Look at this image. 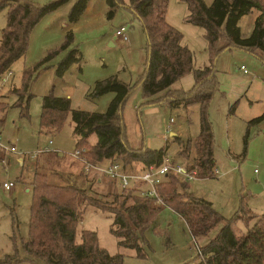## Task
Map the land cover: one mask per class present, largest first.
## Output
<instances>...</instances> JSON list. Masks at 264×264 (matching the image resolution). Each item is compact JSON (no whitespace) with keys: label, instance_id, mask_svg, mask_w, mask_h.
Masks as SVG:
<instances>
[{"label":"rangeland","instance_id":"rangeland-1","mask_svg":"<svg viewBox=\"0 0 264 264\" xmlns=\"http://www.w3.org/2000/svg\"><path fill=\"white\" fill-rule=\"evenodd\" d=\"M22 1L44 6L53 0ZM77 1L70 0L44 16L31 33L26 54L14 62L11 71L0 77V103L6 107L4 113L0 112V118H3L0 139L17 150V153L0 150V156L4 158V161L0 160V258L27 256L23 250V239L29 231L33 200L31 181L36 169L46 173L52 184H70L76 180L80 187L88 186L80 177L83 163L74 156L76 139L71 115L60 131L46 130L41 126L43 99L50 93L70 98L73 109L105 112L116 94L110 92L96 97L92 93L98 81L117 76L133 87L123 107L130 144L164 149L171 164L189 166L192 163L193 153L189 158L179 155L180 146L172 133L184 141L195 140L201 128V107L199 104L188 107L170 105L163 100L168 90L149 98L144 96L140 81L146 72L149 45L142 22L127 6H117L114 16L109 18L107 0H90L80 20L71 24L69 13ZM124 1L126 5L129 2ZM205 1L211 4L213 0ZM188 14L185 2L170 0L167 20L184 34L182 43L192 50L195 68L204 67L209 65L205 31L188 22L185 19ZM7 15V8L0 12V38L7 25ZM258 15L255 10L241 18L239 25L244 37L251 35ZM122 27L126 28V41L116 34ZM70 30L74 32L71 46L60 50L34 71L52 51L60 49ZM72 49H78L82 59L75 62L63 77H59L56 68ZM242 66L249 71L248 74L240 69ZM29 68L33 76L26 96L31 95V100L29 114L23 116L19 107L20 97L13 90L22 88L24 72ZM216 70L219 72L220 90L211 102L210 119L216 140L214 170L217 169L218 174L190 181V191L212 202L227 219L233 218L240 209L242 196L248 208L261 214L264 212V121L252 126L249 122L264 113V61L253 52L233 48L218 56ZM195 81L194 73H187L170 90L188 92ZM150 100H158V103L150 105ZM234 104L236 106L232 110ZM168 125L171 126L169 132L166 131ZM165 133L166 139L163 137ZM247 134L249 140L245 153ZM90 141L95 143L97 135H92ZM47 146H51V151L39 152ZM20 157L25 158L24 164L18 161ZM255 168L258 173L254 172ZM5 182H13L15 187L6 190L3 186ZM115 190L128 194V191L118 187ZM105 208V212L94 207L86 210L78 226L77 240L81 242L83 230L95 231L100 245L111 255L122 253L125 264L196 262L200 259L199 248L206 245L222 227V224L217 226L208 237L195 238L185 220L171 208L164 207L153 227L146 231L145 256L139 257L135 250L119 246L118 238L111 232L114 221L108 211L113 208L111 201H107ZM246 228L243 221L237 223L238 233ZM0 264L13 263L4 261ZM19 264L31 263L23 261ZM40 264L47 263L40 261Z\"/></svg>","mask_w":264,"mask_h":264},{"label":"trees","instance_id":"trees-1","mask_svg":"<svg viewBox=\"0 0 264 264\" xmlns=\"http://www.w3.org/2000/svg\"><path fill=\"white\" fill-rule=\"evenodd\" d=\"M69 1L53 0L44 6H37L22 0H0V12L8 9L7 25L0 38V77L11 71L14 62L26 54L31 33L40 20ZM107 1L110 7L109 18L114 16L117 6H127L142 22L146 31L149 58L146 72L140 81L144 96L149 98L168 90L163 100L172 106L200 105L201 128L197 138L184 141L175 136L174 140L179 143V155L189 158L193 153L192 163L187 167L197 168L198 178L214 177L216 140L210 119V105L220 90L216 59L227 50L240 48L255 53L264 61V0H213L211 4L205 0H180L189 9L185 19L205 31L210 64L200 68H195L192 50L182 43L183 33L167 20L170 0H129L127 5L124 0ZM89 2L78 0L73 5L69 13L71 24L80 20ZM255 10L259 15L254 29L250 36L244 37L239 22ZM73 41L74 32L70 30L60 49L52 51L34 71L60 50H67ZM81 59L79 50L72 49L56 68L57 75L63 77ZM190 72L194 73L196 80L191 90H170L177 80ZM32 76L30 68L25 70L22 88L13 90L20 97L19 107L23 116L29 114L31 95H26ZM132 90L131 85L117 76L98 81L93 96L110 92L116 94L105 112L73 109L70 98L50 93L43 99L41 126L46 130L60 131L71 115L76 139L75 151H81L82 158L93 165L104 161H119L130 170L159 166L164 161L166 150L152 149L145 144L135 148L129 142L123 107ZM156 103L158 100L148 101L150 105ZM235 106L231 109L234 110ZM3 109L6 107L0 103V112H4ZM262 121L264 113L252 119L249 125H258ZM2 123L3 118H0ZM94 134L97 135V141L92 143L90 138ZM248 137L249 134L245 138V153ZM82 174L80 176L88 185L83 188L76 180L70 184H52L46 173L36 169L31 181L33 200L29 231L23 239V250L27 256H8L0 258V262L125 264L122 253L111 255L100 245L95 231L83 230L81 242L77 240L78 226L86 210L94 207L105 212L107 201H111L113 208L108 210L114 217L111 232L118 238L120 247L135 250L139 257L145 256L146 231L153 227L162 208L169 207L185 220L195 238L208 237L222 224L218 233L199 248L200 259L184 264H264V212L259 214L248 208L244 196L238 212L233 218L227 219L212 202L195 196L190 191L189 182L174 174L166 175L158 186L162 203L154 197L141 195L140 186L130 188L128 194H120L118 190L114 192L115 188H120L117 182L106 177L100 178L93 170L85 173L83 168ZM239 221H243L247 227L241 233L236 229Z\"/></svg>","mask_w":264,"mask_h":264},{"label":"built area","instance_id":"built-area-1","mask_svg":"<svg viewBox=\"0 0 264 264\" xmlns=\"http://www.w3.org/2000/svg\"><path fill=\"white\" fill-rule=\"evenodd\" d=\"M125 27L118 29L116 34L126 41L128 40L127 35L125 34ZM245 74H248L249 71L242 66L240 68ZM174 119L171 120V123ZM171 126L168 125L166 131L169 132ZM167 135H165L166 138ZM52 141H50V145H52ZM51 146H47L43 150L39 151L40 153H45L51 151ZM0 150L7 152L17 153V150L13 146L6 145L0 139ZM75 158L80 160L84 165V172L89 173L92 170L97 172V175L100 178H109L119 185V187L123 191H127L132 187H141L140 190L141 195L150 196L156 198V200L162 203V199L160 198L158 192V186L163 182L164 177L168 174H174L179 176L183 181L190 182L196 178H198V170L189 169L186 164H171L168 157L165 156L164 161L161 165H150L142 168H138L135 170L127 169L121 162L113 161L108 164H96L93 165L82 158L81 151L77 150L74 153ZM25 158L20 157L18 161L20 163H24ZM4 161V160H3ZM215 174H218V170H214ZM15 184L13 182H5L3 184L6 190H10ZM200 251V249H199Z\"/></svg>","mask_w":264,"mask_h":264},{"label":"crops","instance_id":"crops-1","mask_svg":"<svg viewBox=\"0 0 264 264\" xmlns=\"http://www.w3.org/2000/svg\"><path fill=\"white\" fill-rule=\"evenodd\" d=\"M183 35H184V34H183ZM209 59H210V57H209ZM209 64H210V60H209ZM218 73H219V72H218ZM4 80L7 82V77H6V76H4ZM236 103H237V101H236ZM4 112H5V111H4ZM4 112H2V113H4ZM165 135H166V133H165L164 136H163L164 138H165ZM166 137H167V136H166ZM165 139H166V138H165ZM263 139H264V136H263ZM263 139H262V140H263ZM52 144H53V143H52ZM133 147H134V146H133ZM135 148H138V147H135ZM0 160L3 161L4 158H2V157L0 156ZM105 162H107V161L102 162V164H105ZM108 163H109V161H108ZM254 172H255V173H258L259 170L255 168ZM80 174L83 175L82 172H81ZM80 177H82V176H80ZM82 178H83V177H82ZM83 180H84V178H83ZM13 187H15V185H14ZM11 189H12V188H11ZM11 189H10V190H11ZM28 191H29V189H28ZM212 204H213V203H212Z\"/></svg>","mask_w":264,"mask_h":264},{"label":"water","instance_id":"water-1","mask_svg":"<svg viewBox=\"0 0 264 264\" xmlns=\"http://www.w3.org/2000/svg\"><path fill=\"white\" fill-rule=\"evenodd\" d=\"M176 135L174 133H172V137L174 138Z\"/></svg>","mask_w":264,"mask_h":264}]
</instances>
